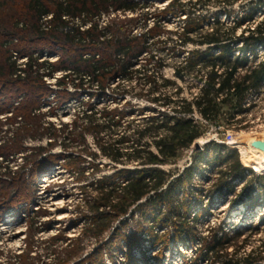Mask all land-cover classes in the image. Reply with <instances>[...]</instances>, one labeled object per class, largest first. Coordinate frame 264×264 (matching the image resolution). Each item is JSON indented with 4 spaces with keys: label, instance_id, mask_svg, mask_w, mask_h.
I'll return each instance as SVG.
<instances>
[{
    "label": "trees",
    "instance_id": "trees-1",
    "mask_svg": "<svg viewBox=\"0 0 264 264\" xmlns=\"http://www.w3.org/2000/svg\"><path fill=\"white\" fill-rule=\"evenodd\" d=\"M224 1L231 4L236 0ZM141 3L136 0H29L30 22L26 25L28 33L33 38H47L53 45H62L63 53L52 61L39 60V53L33 55L32 52L27 55L23 66L17 65L14 58L0 67V77L8 76L16 78L15 81H21L25 89L23 94L31 95L37 109L39 96L50 90L43 78L51 77L57 71H62L61 76L56 77V84L62 88L64 94L59 97V101L73 95L66 89L68 85L80 90L93 85L98 89L99 95H102L115 77L132 78L137 75L138 80H143V87L147 85L137 94L146 96L154 107L151 108L150 115L142 119L143 124L136 131V137L130 139L128 135L121 134L116 139L105 140L101 133L111 132L126 113L123 108L103 107L98 111L93 105L86 106L79 116L74 117L71 122L61 124L59 128L52 122L43 126L40 122L41 115L35 114L36 108L32 106L28 112L21 111L23 116H19V121H16V115L6 118V121L15 120L16 127L13 128L12 135L16 133L17 140H21L25 134H32L31 132L38 136L47 134L52 138L60 136L65 141L61 145L68 148L73 143L77 146L83 143L84 134L89 132L94 135L100 154L114 163H136L137 167L134 169L122 168L116 171V180L109 175L92 184L94 195L86 200L89 212L87 218L91 223L88 231H91V235L103 233L113 219H120L124 223L123 217L132 212V207H136L141 221L150 222L146 229L139 224V231L143 234L150 232L151 245L157 241L166 243L168 240L165 234L158 235L154 232V226L164 227L170 224L173 225L171 237L175 243L180 242L194 251V256L190 259L192 264H258L264 260V240L260 246L251 248L248 252H244V248L251 233L258 231L259 223L264 221V213L259 215L260 208H264V191H259V186L264 187V175L247 169L235 150L214 143L213 149L225 152L214 154L212 159H205L208 158L211 143L203 150L194 151L193 165L180 178L170 180L169 171L162 166L174 163L183 150L190 148L203 135L201 120H194L190 116L194 110L207 122H240L248 110L246 103L249 96L264 86V56L258 55V50L264 48V17L252 25L249 23L254 20L256 13H264V0H250L245 12L231 25L221 21L218 15L208 22L205 16L184 9V0H170L153 26L139 34L132 33L139 17L111 19L103 27L98 20L93 19L101 11L109 9L136 13L143 8ZM191 5L195 6L196 3ZM183 12L186 13L183 25L174 34H177L181 47L189 44L193 47L175 65L173 76L180 80L190 74L195 77L198 92L190 99L177 97L180 89L174 86L175 79L163 77L160 72L165 65L162 57L149 58V62L155 67L154 72L135 67L139 57L147 51L149 40L164 32L159 23L161 14L180 15ZM46 15L50 16L49 19L42 22L41 18ZM245 23L249 24L236 34V30ZM2 27L0 24V29ZM86 53L88 55L85 56ZM173 86L176 90L169 94ZM24 103L27 105L22 99L14 109ZM166 106L171 111L160 109ZM3 108L4 104L0 103V109ZM16 136L8 137L0 143V217L11 213L30 196L29 182L48 173L50 169L41 173L43 170L39 168L40 161L47 158L57 159L51 154H44L47 149L39 146L35 149L27 170H12L8 165L11 162L9 156L22 148L17 143L14 149L13 138ZM145 136L150 139L145 141ZM53 141L54 139L49 141L48 147L54 145ZM92 155L96 156V153ZM24 157L30 158L27 155ZM69 158L74 161L69 162L67 167L78 172L81 177L86 167L80 165V156L69 154ZM49 162L51 166L57 163L52 159ZM212 168H216L218 176L206 190L201 186H193L187 193H181L182 180L192 183L194 175L201 178ZM25 172L31 173L30 180L25 179ZM234 182L242 183L237 192ZM215 193L229 198L231 209L241 204L244 208L242 210L255 213L257 211L259 222L234 225L230 229L225 227L224 222H219L217 225H208L207 233L200 234L196 224L201 221L202 216L210 214L209 206H202V199L213 200ZM163 206H167L164 211ZM32 235L31 231L29 237ZM115 235L123 236L119 235L118 229ZM126 239L129 249L137 240L134 236ZM163 248L166 249L167 245ZM124 254L128 261L124 264H134L130 251ZM91 262L88 264H92ZM100 262L99 260L97 264Z\"/></svg>",
    "mask_w": 264,
    "mask_h": 264
},
{
    "label": "rangeland",
    "instance_id": "rangeland-1",
    "mask_svg": "<svg viewBox=\"0 0 264 264\" xmlns=\"http://www.w3.org/2000/svg\"><path fill=\"white\" fill-rule=\"evenodd\" d=\"M136 1L143 4V8L137 10L136 13H124L109 9L101 11L93 19L98 20L100 26L103 27L111 19H127L129 17L138 19L139 17L132 28L133 34H139L153 26L156 18L160 15L159 13L166 9L170 2V0ZM190 1L196 5H191ZM28 2L29 0H0V24L3 26L0 29V67L14 58L17 65L23 66L27 55L32 52L33 55L39 53V60L52 61L63 53L62 45H53L47 38H33L30 32L28 33L26 27L30 22ZM249 2L250 0H236L229 4L224 0H184V9L205 16L208 22L218 15L221 21L231 25L245 12ZM185 14V12L180 15L161 14L159 23L164 28V32L149 40L147 51L139 57L140 60L135 64V67L143 70L150 69L154 72L155 67L149 62V58L151 56L162 57L165 65L160 70L161 74L163 77L175 79L174 86L180 89L177 97L190 99L198 92L195 77L190 74L186 75L184 80H180L173 76L175 65L179 64L186 57L185 53L193 47L191 44L181 47L177 34H174V31H179L183 25ZM49 17L46 15L41 18V21L45 22ZM262 17H264V13L258 12L254 16V20L249 23L252 25ZM74 22H78V20H74ZM249 23H245L237 29L236 34H239L241 29ZM5 27L7 28L3 30ZM258 55L264 56V48L258 50ZM61 73L62 71H57L53 76L43 78L50 90L39 96L37 104L39 109L36 108V103L34 104L29 93L28 95L23 94L25 89H23L21 81H15L16 78L8 76L0 77V86L4 84L0 88V103L4 104L3 110L0 109V143L8 137L16 136V133L12 135V130L16 127L15 120L13 122L12 120L6 121V118H13L16 115L15 119L19 121L18 119L23 116L21 111L28 112L32 106L36 108L34 113L41 115L40 122L43 126L47 122H52L56 128H59L63 123L71 122L88 105H93L98 111L103 107L108 109L123 108L126 114L120 120V124L114 127L111 132L101 133L105 140L116 139L121 134L128 135L130 139L135 138L136 131L143 124L142 119L150 115L151 108L154 107V104L146 96L137 94L140 89L147 87V85L143 87V80H138L137 75L132 78L115 77L109 82L102 95H99L98 89L93 85L83 90L68 85L66 89L73 95L65 97L66 100L59 101V97L64 94L62 88L56 84V77H60ZM174 86L170 88L169 94L175 92ZM22 99L27 105L24 103L15 110L14 108ZM246 107L248 110L243 119L231 124L207 122L197 113L199 119L196 120H201L204 133L195 141L201 145L200 150L211 143L208 158L205 159H212L214 154L225 152V150L218 152L213 149L212 143L224 145L226 148L236 151L241 163L247 169L258 175H264V159H262L264 152L249 145L250 139L264 140V86L249 96ZM160 109L166 112L171 111V108L167 106L160 107ZM33 128L34 126L31 129ZM31 133L23 135L21 140H17V136L13 138L14 149L17 143L22 148L19 152L15 151L9 156L11 162L8 165L11 169L15 171H20L21 168L23 171L27 170L30 167V159L39 146L47 149L44 154H51L57 159L47 158L40 161L39 168L43 170L41 173L46 171L45 169H50L48 173L29 182L30 196L11 213L0 217V264H88L90 261L92 264H97L99 260L100 264H124L127 261L124 254L126 251H130L134 264H192L190 259L194 256V251L184 247L180 242L175 243L171 237L173 225L154 226L153 231L158 235L165 234L166 237L168 236V240L166 243L157 241L151 245L150 232L143 234L139 231V224L146 229L150 222L141 221L139 212L135 210L136 207H132V212L123 217L124 223H121L120 219H113L108 228L96 236L91 235V231H88L91 223L87 218L89 212L86 200L91 199L94 195L92 184L103 176L111 175L116 180V171L122 168L134 169L137 167L135 162L114 163L110 158L100 154L96 139L89 132L84 134L83 143L78 146L73 143L68 148L61 145V142L65 141L60 136L52 138L47 134L38 136L35 132ZM229 134L232 135L233 141L226 144ZM31 135H34L35 138ZM51 139H54V145L48 147ZM149 139L147 136L144 138L145 141ZM193 152L191 148L183 150L179 159L174 163L162 166L163 169L169 171L170 180L182 177L183 172L193 165ZM92 153H96V156H93ZM69 154L79 155L82 160L80 165L86 167L81 177L78 172L71 171L67 167L69 162L74 161L69 158ZM24 155L30 156V158L25 159ZM49 159L56 160L57 163L51 166ZM25 166L27 168H24ZM24 176L28 180L32 177L29 172H25ZM45 176L46 178L54 176V180L45 184L47 193H41L39 190L43 179L41 177L45 178ZM217 176L216 168H212L207 170L201 178L194 175L192 183L184 179L180 182L181 193H187L193 186H201L206 190ZM241 184V182H234L236 192L240 190ZM256 185L258 186L257 183ZM261 190L264 191V187L259 186V191ZM204 205L209 206L210 214L202 216L201 221L196 224V229L200 234L207 233L208 225H217L219 222H224L225 227L229 229L234 225L259 222V215L264 213L260 208L261 213L257 216V211L255 213L242 210L244 208L241 204L237 208L231 209L229 198L220 197L217 193L214 194L213 200L203 198L202 206ZM166 207L163 206V211ZM34 211L39 213L36 214ZM59 216L64 217L58 219ZM259 225V230L251 233L244 252L262 244L264 221H261ZM117 229L119 235L123 236L115 235ZM31 231L33 235L30 238ZM132 236L137 240L129 249L126 237ZM164 245H167L166 249L163 248ZM258 264H264V260Z\"/></svg>",
    "mask_w": 264,
    "mask_h": 264
},
{
    "label": "water",
    "instance_id": "water-1",
    "mask_svg": "<svg viewBox=\"0 0 264 264\" xmlns=\"http://www.w3.org/2000/svg\"><path fill=\"white\" fill-rule=\"evenodd\" d=\"M251 146L254 148H257L258 150H260L262 152H264V140H252ZM190 148L192 151H198V150H200L201 145L197 141H194L191 144Z\"/></svg>",
    "mask_w": 264,
    "mask_h": 264
},
{
    "label": "built area",
    "instance_id": "built-area-1",
    "mask_svg": "<svg viewBox=\"0 0 264 264\" xmlns=\"http://www.w3.org/2000/svg\"><path fill=\"white\" fill-rule=\"evenodd\" d=\"M188 54V51L185 53V55H187ZM236 54H238L237 52H236ZM249 57H251L250 55H249ZM190 116L194 119V120H196L197 118L199 119V116L197 115V112L194 110L193 111V113H191L190 114ZM232 135L231 134H229V137H228V140H227V142H226V144L227 143H231V141H233L232 140ZM42 178H44V177H41V179ZM45 178H46V176H45ZM47 178H49V177H47ZM48 182H46V181H42L41 182V185H40V188H39V190H40V192L41 193H47V188H46V185L45 184H47ZM262 210H264V208H262Z\"/></svg>",
    "mask_w": 264,
    "mask_h": 264
},
{
    "label": "bare ground",
    "instance_id": "bare-ground-1",
    "mask_svg": "<svg viewBox=\"0 0 264 264\" xmlns=\"http://www.w3.org/2000/svg\"><path fill=\"white\" fill-rule=\"evenodd\" d=\"M252 140H262V139H259V138L250 139V140H249V145H250V146H251V141H252ZM262 159H264V158H262ZM53 180H54V176H52L51 178H48V179H47V178H43V179H42V181H46V182L53 181ZM62 217H64V216H59L58 219H60V218H62Z\"/></svg>",
    "mask_w": 264,
    "mask_h": 264
}]
</instances>
